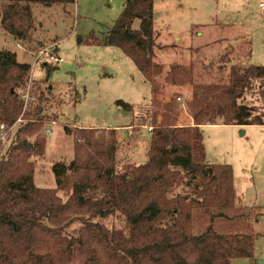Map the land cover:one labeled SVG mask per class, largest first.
<instances>
[{"label":"trees","instance_id":"1","mask_svg":"<svg viewBox=\"0 0 264 264\" xmlns=\"http://www.w3.org/2000/svg\"><path fill=\"white\" fill-rule=\"evenodd\" d=\"M76 1L0 0V27L24 42L35 27L34 6L65 8ZM153 20L154 0H125L108 33L101 39L90 35L88 42L121 49L157 95L154 81L164 68L154 60ZM176 70L171 81L180 84ZM30 71L15 53L0 52V125L22 121L12 146L0 151V264H234L253 257L257 208L242 206L231 165L207 160L202 127L264 126L263 116L237 102L249 78L264 77V67H249L229 85L196 92L189 102L191 125H177L169 116L171 104L166 105L147 161L123 172L114 167L116 130L67 129L79 140L73 162L53 167L56 189L35 185L30 159L44 156L47 139L42 109L35 103L24 109L17 91L27 85ZM34 135L32 143L28 137ZM180 188L189 190L176 193ZM112 216L123 218L125 226L95 221ZM77 221L80 228L69 232Z\"/></svg>","mask_w":264,"mask_h":264},{"label":"rangeland","instance_id":"2","mask_svg":"<svg viewBox=\"0 0 264 264\" xmlns=\"http://www.w3.org/2000/svg\"><path fill=\"white\" fill-rule=\"evenodd\" d=\"M262 2L154 0V60L164 68L154 81L157 95L153 94V84L121 49L88 42L90 35L101 39L108 33L123 12L125 0H77L65 8L34 6L35 27L24 42L0 27V52L15 53L20 63L31 65L26 84L32 80L33 103L42 109V134L47 144L44 156L30 159L34 163L35 185L56 189L53 167L73 162L79 139L67 134V129L71 133L80 128L116 130V172H123L127 165L144 164L152 136L145 126L150 120L154 127L160 126L166 105L171 104L169 116L177 120V125H191L189 102L196 92L202 93L207 86L229 85L242 78L249 67H264V12L259 7ZM139 27L140 22L136 21L133 28ZM43 46H54L52 54L63 59V63L35 64L34 54ZM174 68L180 84L171 81ZM25 88L17 90L21 99ZM119 101L133 110L118 106ZM237 102L264 117V77L249 78ZM21 124L20 118L12 126L14 129L1 148L3 154L12 146ZM203 131L209 155L232 166L242 206L257 208L256 258L257 264H264V127L212 126ZM36 138L34 135L28 140L35 143ZM188 190L180 188L176 193ZM58 195L64 197L62 191ZM95 221L108 228L125 226L124 219L117 216ZM81 225L80 221L75 222L69 232Z\"/></svg>","mask_w":264,"mask_h":264},{"label":"built area","instance_id":"3","mask_svg":"<svg viewBox=\"0 0 264 264\" xmlns=\"http://www.w3.org/2000/svg\"><path fill=\"white\" fill-rule=\"evenodd\" d=\"M260 9L264 12V2L260 3L259 5ZM54 46H43L41 48H39L34 56H35V64H38L40 62H45L44 64H47V62H53V63H63V59L58 58L57 56H55L54 54H52V50H53ZM32 80H30V82L27 83V87L25 88V93L22 97V101L24 102V109H26L28 107L29 104L34 102V97L31 94V85H32ZM150 124L148 126H145L146 130L149 133H153L154 131V125H153V120H150L149 122ZM14 129V127H7L4 124L0 125V151L1 148L3 146H5V144L7 143L11 131ZM2 152V151H1Z\"/></svg>","mask_w":264,"mask_h":264},{"label":"crops","instance_id":"4","mask_svg":"<svg viewBox=\"0 0 264 264\" xmlns=\"http://www.w3.org/2000/svg\"><path fill=\"white\" fill-rule=\"evenodd\" d=\"M212 126L230 127V128H237V129H245V128H249L250 127V126H236V125H206V126H203L202 127V131H203L204 128H208V127H212ZM255 127L258 128V127H264V126H255ZM124 128H127V127H124ZM204 143H205L204 145H205V149H206L207 160L210 163H213V164H225V163H221L220 161H218V159H216L215 157L209 155L208 148H207V144L205 142V138H204ZM256 225H259V224L256 223ZM258 238H259V235H258V237L254 241V254H253V257L250 258V259H238V260H236L234 262V264H257V258H256V242H257Z\"/></svg>","mask_w":264,"mask_h":264},{"label":"water","instance_id":"5","mask_svg":"<svg viewBox=\"0 0 264 264\" xmlns=\"http://www.w3.org/2000/svg\"><path fill=\"white\" fill-rule=\"evenodd\" d=\"M244 134V133H243Z\"/></svg>","mask_w":264,"mask_h":264}]
</instances>
